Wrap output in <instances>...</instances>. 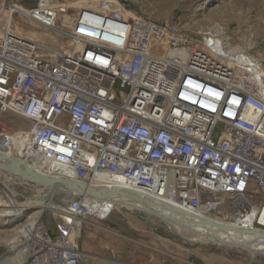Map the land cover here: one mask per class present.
Returning <instances> with one entry per match:
<instances>
[{"label":"built area","instance_id":"obj_1","mask_svg":"<svg viewBox=\"0 0 264 264\" xmlns=\"http://www.w3.org/2000/svg\"><path fill=\"white\" fill-rule=\"evenodd\" d=\"M69 8L0 0V154L21 147L40 175L81 184L60 185L67 198L52 211L55 230L42 221L22 264H83L84 224L110 219L121 196L197 215L233 209L256 217L261 236L264 62L120 0H97L93 16L75 20L66 50L15 30L17 17L53 28ZM8 114L27 125L9 126Z\"/></svg>","mask_w":264,"mask_h":264},{"label":"rangeland","instance_id":"obj_2","mask_svg":"<svg viewBox=\"0 0 264 264\" xmlns=\"http://www.w3.org/2000/svg\"><path fill=\"white\" fill-rule=\"evenodd\" d=\"M25 8L37 0H18ZM97 0H66L69 12L55 28L35 26L21 17L16 19L19 34L38 40L49 47L68 49L69 32L80 17L93 16ZM125 10L143 17L181 24L195 34L214 32L225 39L233 50L245 51L264 62V0H120ZM124 10V11H125ZM88 15V16H87ZM190 49L184 51L185 56ZM13 128L26 126V120L8 114L3 119ZM10 177L13 180L8 181ZM6 183V184H5ZM9 184V185H8ZM8 186V187H7ZM12 189L17 203L25 208L48 193L53 201L64 204L63 191L59 194L48 189L37 190L18 176L0 172V258L11 251L8 239L38 208L23 209L20 216L2 212L7 200L6 190ZM10 192V190H8ZM11 195V193H10ZM236 200V199H235ZM42 221L55 230L52 211L46 210ZM44 214V213H43ZM218 217L234 221L238 213L233 209L221 210ZM14 235V236H13ZM196 234L159 217L147 219L146 213L130 208L116 210L104 222L88 219L84 224L80 247L83 264H264V252L237 246L220 245L195 240Z\"/></svg>","mask_w":264,"mask_h":264},{"label":"bare ground","instance_id":"obj_3","mask_svg":"<svg viewBox=\"0 0 264 264\" xmlns=\"http://www.w3.org/2000/svg\"><path fill=\"white\" fill-rule=\"evenodd\" d=\"M56 26L57 25H55L53 28ZM211 33L214 36H219L214 32ZM21 150V147H14L12 159L19 160L24 165H27L28 162L25 160L24 156L21 155ZM3 163L4 162L0 161V172L5 171L8 174H14L18 176L23 182L25 181L24 175L18 174L8 165L6 167V165ZM50 166L54 168L57 167L56 163L54 162H51ZM7 180L10 181L13 179L8 177ZM32 185L37 190L48 189L55 194H59V192L64 190L59 183L50 185L35 182L32 183ZM8 190H10V192H8ZM8 190H6L7 200L5 201V207L2 209L3 213L10 216H20L21 212L24 211L23 209L28 210L29 208H38V210L33 213V216L22 223L16 230V236L13 235V238L7 240L11 247V251L7 255H4L0 258V264H22L27 258L29 249L31 247L30 239L32 240V238H37L39 236L38 233H40V230L42 229L43 213L46 210L55 211L56 209L60 208L61 205L55 203L53 201V197L49 196L48 194L50 193H48L43 195L41 200L36 203L30 200L28 202L29 206L25 208L24 204L17 203L14 200V191H12V189ZM66 198L64 200H66ZM130 208L136 209L137 211H143L146 213L147 219L149 220L159 217L167 224L170 223L182 227L184 230L196 234L195 240L197 241H210L220 245L237 246L241 248L246 247L250 250L257 249L264 252V241H262L259 233L255 232L257 230L255 225L256 217L249 216L246 217L245 220L237 218L234 219V221H227L218 217V213L209 212L207 209L198 215L201 218H204L205 222H199L196 217L178 212L167 205H161V207L156 208L145 200L140 201L130 196H121L117 199V210L119 212L123 211L124 209L128 210ZM235 227L241 228L243 232L236 231L234 229Z\"/></svg>","mask_w":264,"mask_h":264},{"label":"water","instance_id":"obj_4","mask_svg":"<svg viewBox=\"0 0 264 264\" xmlns=\"http://www.w3.org/2000/svg\"><path fill=\"white\" fill-rule=\"evenodd\" d=\"M0 161L4 162L3 164H5L6 167L8 165L13 171L18 172V173L28 177L33 182H39V183L50 184V185L59 183L60 185H64V186H66V187H68L69 189H72V190L78 188V186L81 185L76 180H61V179H56V178L52 179V178H48V177L42 176L38 172H36L35 170L31 169L29 166L24 165L21 161L14 160V159H12V157L7 156L5 154H0ZM114 193H120V190H116L115 192L112 191V192H110V193H108L106 195H103V194H101L99 192H92V194L94 196H96V197H107V196H110V195H112ZM130 197H132V196H130ZM135 199L140 200V201H144L141 198H135ZM165 205L169 206L170 208H172V209H174V210H176L178 212L185 213V214H187L189 216H194V217H196L199 220V222H205L204 218H201L200 216H198L197 214L192 213L189 210H185V209L176 207L175 205L170 204V203H165ZM234 229L236 231H238V232H243V230L241 228L235 227ZM260 235L264 239V232H260Z\"/></svg>","mask_w":264,"mask_h":264}]
</instances>
